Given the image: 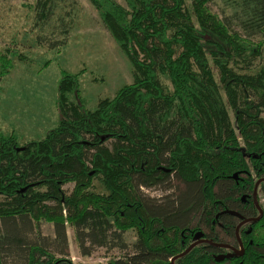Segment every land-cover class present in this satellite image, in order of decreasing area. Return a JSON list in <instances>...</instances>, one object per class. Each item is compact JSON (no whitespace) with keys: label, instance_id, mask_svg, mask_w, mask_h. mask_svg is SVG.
Returning <instances> with one entry per match:
<instances>
[{"label":"trees","instance_id":"16d2710c","mask_svg":"<svg viewBox=\"0 0 264 264\" xmlns=\"http://www.w3.org/2000/svg\"><path fill=\"white\" fill-rule=\"evenodd\" d=\"M58 1L35 0L36 24ZM215 1L91 0L134 79L89 109L63 69L57 125L22 144L0 134V264H73L69 226L84 255L120 250L104 264H264V217L238 230L243 254L222 246L239 249L262 179L264 193V0H224L222 14ZM68 30L38 40L61 48Z\"/></svg>","mask_w":264,"mask_h":264},{"label":"rangeland","instance_id":"374dc122","mask_svg":"<svg viewBox=\"0 0 264 264\" xmlns=\"http://www.w3.org/2000/svg\"><path fill=\"white\" fill-rule=\"evenodd\" d=\"M118 2L127 6L126 0ZM34 5L35 0H0V72L1 55L9 61L8 71L0 77V134L13 133L21 144L43 138L59 122L56 95L61 70L80 73L81 95L89 109L134 79L131 59L91 0H59L53 16L43 26L36 24ZM212 7L220 14L222 8L231 11L224 0H216ZM65 27L69 29L68 43L61 48H48L38 40L65 38ZM73 187L72 183L65 186L67 191ZM94 188L105 190L99 180ZM143 189L155 197L165 194L158 188ZM42 231L54 233L50 223H43ZM68 237V259L73 264H104L121 254L118 248L96 245L91 254L84 255L71 226ZM126 239L131 242L134 236L127 234Z\"/></svg>","mask_w":264,"mask_h":264},{"label":"flooded vegetation","instance_id":"af4514ba","mask_svg":"<svg viewBox=\"0 0 264 264\" xmlns=\"http://www.w3.org/2000/svg\"><path fill=\"white\" fill-rule=\"evenodd\" d=\"M261 181H259V182H257L255 184L254 189H253V193H252L254 205H255V207H257L258 215L257 216H254L252 218H245V219H243L239 223V225L237 226V229H236L237 236H238V239H239V242H240L239 249L235 248V246L233 244H225V245H222V246H225V248L234 250L238 254H243L244 253V249L242 247L241 238H240V234H239L240 229L244 230L246 228V226H248L249 229H251L252 228L250 226L251 225L250 224L251 222L260 220V219H262V217H264V193L262 191V187L259 185ZM197 243H198V241L196 239L195 242L192 244V245H194L193 248L197 245Z\"/></svg>","mask_w":264,"mask_h":264},{"label":"water","instance_id":"95a60500","mask_svg":"<svg viewBox=\"0 0 264 264\" xmlns=\"http://www.w3.org/2000/svg\"><path fill=\"white\" fill-rule=\"evenodd\" d=\"M193 246H194V245H192L188 250L184 251V252L182 253V255H184V254H186L187 252H189V251L193 248Z\"/></svg>","mask_w":264,"mask_h":264},{"label":"crops","instance_id":"0c3cea01","mask_svg":"<svg viewBox=\"0 0 264 264\" xmlns=\"http://www.w3.org/2000/svg\"><path fill=\"white\" fill-rule=\"evenodd\" d=\"M11 134H13V133H11ZM30 141V140H29Z\"/></svg>","mask_w":264,"mask_h":264}]
</instances>
